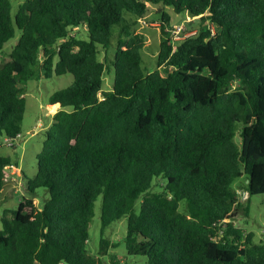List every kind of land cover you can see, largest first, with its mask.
Wrapping results in <instances>:
<instances>
[{"label":"trees","instance_id":"1","mask_svg":"<svg viewBox=\"0 0 264 264\" xmlns=\"http://www.w3.org/2000/svg\"><path fill=\"white\" fill-rule=\"evenodd\" d=\"M168 7L197 30L174 38ZM151 12L161 39L147 71L138 25ZM17 28L0 62V135L21 133L37 69L74 80L48 98L60 108L28 178L49 196L4 209L0 264H102L88 248L100 196L103 231L127 216L140 264H264V241L232 221L264 193V0H24L14 16L0 0V51ZM10 165L0 155V197Z\"/></svg>","mask_w":264,"mask_h":264},{"label":"rangeland","instance_id":"2","mask_svg":"<svg viewBox=\"0 0 264 264\" xmlns=\"http://www.w3.org/2000/svg\"><path fill=\"white\" fill-rule=\"evenodd\" d=\"M24 0H12V15L18 10V6ZM154 9V6H151ZM158 9V8H156ZM167 11L172 15L170 26H182L179 36H185L191 31L197 30V23L187 13H176L171 7ZM147 23V24H146ZM138 31L145 35L147 44L142 50V55L147 71L156 68V55L160 45L161 27L160 19L153 18V12L146 20H142L138 25ZM75 32L82 37L87 34L81 29ZM20 30L17 28L16 35L5 44L0 51V62L9 59V52L16 44ZM179 38V37H178ZM115 52V40L113 39L112 49L108 50V57L111 59ZM100 58L105 59V52L101 50ZM73 75L70 73L45 77L40 70H36L34 76L25 86V98L27 109L21 122V133L17 137L11 138L5 134L0 135V155L10 156L12 165L6 168V177L0 197V228L1 215L4 209H17L21 202L27 204L30 210L29 201L36 207H41L44 200L49 196L45 188H38L34 193L27 191L28 178L37 172V155L41 151L46 138V130L49 128L52 115L58 111L60 106L48 103L49 96L60 88L67 87L73 82ZM114 84V74H106L103 80L102 91L112 90ZM100 98H103L102 92ZM247 183L246 175L237 177L233 182V187L240 194L241 199L246 201L249 193L245 190ZM139 203V202H138ZM185 204L184 202L181 206ZM250 214L247 216L243 210L235 214L232 221L236 226L244 227L248 232L254 233L255 242L264 241V193L250 196ZM127 234V216L116 220L103 231L101 220V196L95 203V213L91 219L90 236L88 248L90 253L99 258L102 264H114L119 261L128 264H140L147 260V257L140 255H129L126 250L125 237ZM104 239L105 241H102ZM105 253H99L101 247Z\"/></svg>","mask_w":264,"mask_h":264},{"label":"built area","instance_id":"3","mask_svg":"<svg viewBox=\"0 0 264 264\" xmlns=\"http://www.w3.org/2000/svg\"><path fill=\"white\" fill-rule=\"evenodd\" d=\"M184 31L182 26H177L175 29L172 30V35L174 36V38L179 39L181 38L179 36V34ZM179 37V38H178Z\"/></svg>","mask_w":264,"mask_h":264},{"label":"water","instance_id":"4","mask_svg":"<svg viewBox=\"0 0 264 264\" xmlns=\"http://www.w3.org/2000/svg\"><path fill=\"white\" fill-rule=\"evenodd\" d=\"M60 106V104H58Z\"/></svg>","mask_w":264,"mask_h":264}]
</instances>
